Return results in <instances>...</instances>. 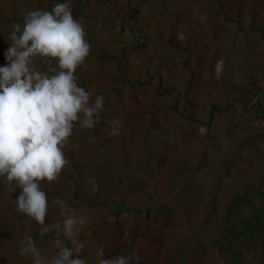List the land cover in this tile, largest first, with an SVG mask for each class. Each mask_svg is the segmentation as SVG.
Returning <instances> with one entry per match:
<instances>
[{
    "label": "rangeland",
    "instance_id": "rangeland-1",
    "mask_svg": "<svg viewBox=\"0 0 264 264\" xmlns=\"http://www.w3.org/2000/svg\"><path fill=\"white\" fill-rule=\"evenodd\" d=\"M85 1L86 5L92 2L91 6H83ZM97 1L68 0L74 19L85 25L79 13L94 11L97 5L101 6ZM109 1L122 7L120 0ZM38 2L42 9L52 11L54 5L66 0L52 4L49 0H0V67L8 64L5 53L9 48V24H20L23 29L24 23L1 17L25 16L37 9ZM143 2L153 4L154 0ZM142 8L148 15L154 11L146 5ZM100 23L95 26L103 28ZM55 68L59 70L57 65ZM97 80L110 84L102 77ZM77 83L83 85L79 78ZM201 84L203 88L196 93L205 97L206 84ZM101 90L92 93L100 96ZM148 95L153 97L150 91ZM150 105L148 109L143 106L144 124L139 121L136 138L127 140L130 146H121L123 155L116 152V160L108 168L91 164L88 156L80 161L81 157L74 160L65 154L69 161L66 167L72 173L69 169L62 171L59 181L67 185H56L55 193H49L44 185L58 181L45 180L41 184L49 203L45 225L62 226V208L53 203L58 198L67 203L70 214L86 217L77 236L83 244L80 258L85 264H99L104 259L103 254L98 256L100 249L106 250L108 257L113 256L109 254L113 250L119 251L104 260L123 254L137 258L132 264H264V130L237 126L224 114L222 121L232 125L214 122L210 127L191 123L190 129L183 126L176 131L172 123L164 122L166 115L157 108V95ZM145 116L149 117L148 124ZM74 129L73 136L83 140L78 122ZM94 135L93 139L101 142L98 134ZM109 140L115 141L112 137ZM119 148L120 144L115 143L111 150ZM94 150L96 154L98 148ZM90 177L95 178V192L88 184ZM10 191L20 193L21 189L16 185ZM59 191L62 194H56ZM7 193L2 192L7 197L5 201L0 195V264H33L31 259L19 255L20 242L32 237L47 257L50 242L59 229L51 227L47 235L41 236L43 226L17 211L16 204L10 202L14 198ZM147 210H151V217ZM62 242L73 247L70 240L62 238Z\"/></svg>",
    "mask_w": 264,
    "mask_h": 264
},
{
    "label": "crops",
    "instance_id": "crops-1",
    "mask_svg": "<svg viewBox=\"0 0 264 264\" xmlns=\"http://www.w3.org/2000/svg\"><path fill=\"white\" fill-rule=\"evenodd\" d=\"M105 1L111 7L97 1L100 7L79 13L84 17L85 25L81 24L86 28V40L94 47L90 44V55L75 73L92 98L97 97L93 90L102 89L103 110L99 126L78 130L84 133L79 135L83 140L72 135V144L64 151L67 156L74 160L81 157L80 161L88 156L91 164L108 168L116 160V152L123 155L121 146L126 147L127 140L136 138L139 124H144L143 106L148 109L156 95L157 108L166 115L164 122L172 123L176 131L183 126L190 129L191 123L197 124L187 119V113L208 122L215 108L218 110L213 112L210 127L220 122L264 130V0H154L153 4H146L144 0H120L122 7L119 8L114 5L115 1ZM91 3L87 5L90 7ZM83 4L87 6L86 1ZM145 5L154 14L148 15L149 12L141 9ZM112 9L120 13L119 17ZM137 15L144 23L146 47L123 55L125 46L135 41L132 31L136 30ZM96 23L103 28L96 27ZM14 24H9L12 25L7 30L9 35ZM11 43L9 40V47ZM44 59L35 60L36 70L45 72L47 68L48 74L53 75L49 70L55 68L57 61ZM97 77L110 84L98 81ZM201 83L206 84L205 97L196 93L203 88ZM149 91L153 97H149ZM224 114L234 122H223ZM237 115L240 120L235 119ZM144 120L148 124L149 117L145 116ZM114 125L120 129L115 136L109 134ZM94 133L101 142L93 139ZM111 137L115 141L111 142ZM115 143L120 144L119 150H111ZM95 148H98L96 154ZM69 171L71 174L72 170ZM56 185L67 184L58 181L44 186L49 193H55ZM15 186L14 181L8 183L5 177H0V195L5 197L2 192L8 191L7 196L14 198L10 201L12 204L19 194L10 191Z\"/></svg>",
    "mask_w": 264,
    "mask_h": 264
},
{
    "label": "clouds",
    "instance_id": "clouds-1",
    "mask_svg": "<svg viewBox=\"0 0 264 264\" xmlns=\"http://www.w3.org/2000/svg\"><path fill=\"white\" fill-rule=\"evenodd\" d=\"M8 39L12 42L5 53L8 64L0 67V177L8 183L14 181L21 189L14 200L17 211L43 226L41 236L51 227L59 229L47 257L30 236L20 242L19 255L33 264H45V259L48 264H85L80 258L83 244L77 236L87 218L70 214L67 203L58 198L53 203L62 208V226L45 225L49 203L41 182L59 181L69 163L63 149L70 143L77 122L82 129H94L100 119L103 97L93 100L75 75L90 55L91 46L68 0L54 5L52 11L28 12L23 30L20 24L14 25ZM37 58L56 60L59 70L51 68L53 75L36 70ZM119 132L114 125L109 134ZM88 184L93 192L98 190L94 177ZM62 238L70 240L73 247ZM134 259L122 254L112 260L100 259L99 264H132Z\"/></svg>",
    "mask_w": 264,
    "mask_h": 264
},
{
    "label": "trees",
    "instance_id": "trees-1",
    "mask_svg": "<svg viewBox=\"0 0 264 264\" xmlns=\"http://www.w3.org/2000/svg\"><path fill=\"white\" fill-rule=\"evenodd\" d=\"M49 1H50V4H52L54 1H63V0H49ZM98 1H100L102 4H105V5L109 6V7H111V5L107 1H105V0H98ZM41 4H42L41 2H38L37 9H42ZM42 10H46V9H42ZM112 11L115 14V16L119 17L120 13L118 11H116L114 9H112ZM1 18H4V19L6 18L7 20H11L12 21V20H19V19L20 20H24L25 16L15 17L14 19L12 17H10V16H6V17L5 16H2ZM134 24L136 25V30H133L132 33L134 35L135 41L133 43L131 42L130 45L125 46V48L122 50V54L123 55H125L127 53V51H129V50L136 51V50H140V49L146 47L145 35L143 34L144 23H143L142 18L139 17L138 15L135 16V23ZM118 69L122 73H125L123 67L119 66ZM251 88L252 87H250V90H252ZM247 91H249V90H247ZM214 110L217 111L218 109L215 108ZM214 110H213V112H214ZM213 112L211 113L210 120L208 122H204V121H201V120L196 119V118H193V117H187V119L189 121L193 122V123H197V124L198 123H203V124H206L208 126L211 123L210 121L213 119ZM236 199L239 200L240 199V196H238ZM146 213H147V216L148 217H151V215H152L151 210H147ZM118 252H119L118 250H113L109 254L114 256ZM102 254H103L102 256H103L104 259H111V258H113V256L112 257H108V255H106L107 254L106 253V250H103L102 251Z\"/></svg>",
    "mask_w": 264,
    "mask_h": 264
}]
</instances>
